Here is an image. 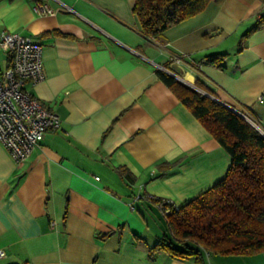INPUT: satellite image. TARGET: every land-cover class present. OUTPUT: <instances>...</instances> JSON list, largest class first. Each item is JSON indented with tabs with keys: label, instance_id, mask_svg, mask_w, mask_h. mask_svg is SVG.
I'll return each instance as SVG.
<instances>
[{
	"label": "crops",
	"instance_id": "crops-1",
	"mask_svg": "<svg viewBox=\"0 0 264 264\" xmlns=\"http://www.w3.org/2000/svg\"><path fill=\"white\" fill-rule=\"evenodd\" d=\"M0 0V31L43 47L44 78L26 89L61 119L18 163L0 141V264H195L151 248L174 244L164 210L219 181L230 157L157 76L173 54L225 106L264 129V0H209L143 35L135 0ZM222 54L220 66L204 63ZM95 176L99 178L96 179ZM205 264H264V251Z\"/></svg>",
	"mask_w": 264,
	"mask_h": 264
},
{
	"label": "trees",
	"instance_id": "trees-1",
	"mask_svg": "<svg viewBox=\"0 0 264 264\" xmlns=\"http://www.w3.org/2000/svg\"><path fill=\"white\" fill-rule=\"evenodd\" d=\"M208 1L135 0L133 12L141 33L156 39L169 26L201 11ZM222 58L212 54L203 62L220 66ZM156 73L224 148L230 163L219 181L170 208L165 218L175 244L164 236L151 251L193 256L195 264H205L202 250L215 255L264 251V134L214 99L199 80L193 83L197 90L161 68Z\"/></svg>",
	"mask_w": 264,
	"mask_h": 264
},
{
	"label": "built area",
	"instance_id": "built-area-1",
	"mask_svg": "<svg viewBox=\"0 0 264 264\" xmlns=\"http://www.w3.org/2000/svg\"><path fill=\"white\" fill-rule=\"evenodd\" d=\"M33 11L38 15L54 13L51 7L39 0L33 4ZM42 53V45L30 37L0 31V141L18 163L30 156L46 132L62 129L58 114L26 89L28 83L35 84L44 78ZM184 58L183 54H173L167 66L159 68L196 88L181 69ZM232 108L248 117L243 110ZM148 198L155 199L158 207L166 213L170 208L178 207L169 199Z\"/></svg>",
	"mask_w": 264,
	"mask_h": 264
},
{
	"label": "water",
	"instance_id": "water-1",
	"mask_svg": "<svg viewBox=\"0 0 264 264\" xmlns=\"http://www.w3.org/2000/svg\"><path fill=\"white\" fill-rule=\"evenodd\" d=\"M206 94V93H205ZM209 95V94H208ZM229 108H231L233 111H235L236 113L240 114L241 116H243L244 118H246L250 123H252L262 134H264V129H262L258 124H256L252 119H249L248 117L244 116L240 111H237L235 109H233L231 106H227Z\"/></svg>",
	"mask_w": 264,
	"mask_h": 264
},
{
	"label": "rangeland",
	"instance_id": "rangeland-1",
	"mask_svg": "<svg viewBox=\"0 0 264 264\" xmlns=\"http://www.w3.org/2000/svg\"><path fill=\"white\" fill-rule=\"evenodd\" d=\"M247 116L250 117L256 124H258L251 116H249V115H247Z\"/></svg>",
	"mask_w": 264,
	"mask_h": 264
}]
</instances>
